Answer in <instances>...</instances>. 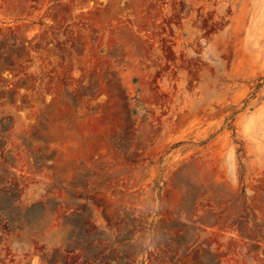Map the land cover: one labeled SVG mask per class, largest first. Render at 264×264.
<instances>
[{
  "label": "rangeland",
  "instance_id": "rangeland-1",
  "mask_svg": "<svg viewBox=\"0 0 264 264\" xmlns=\"http://www.w3.org/2000/svg\"><path fill=\"white\" fill-rule=\"evenodd\" d=\"M0 264H264V0H0Z\"/></svg>",
  "mask_w": 264,
  "mask_h": 264
}]
</instances>
